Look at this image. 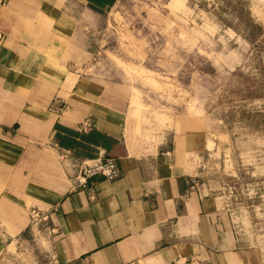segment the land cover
I'll use <instances>...</instances> for the list:
<instances>
[{
    "label": "crops",
    "instance_id": "crops-1",
    "mask_svg": "<svg viewBox=\"0 0 264 264\" xmlns=\"http://www.w3.org/2000/svg\"><path fill=\"white\" fill-rule=\"evenodd\" d=\"M86 2L0 6V258L35 212L59 264H264L198 182L209 130L144 124L132 85L84 64L101 13ZM104 157L120 175L78 187L79 163Z\"/></svg>",
    "mask_w": 264,
    "mask_h": 264
},
{
    "label": "rangeland",
    "instance_id": "rangeland-1",
    "mask_svg": "<svg viewBox=\"0 0 264 264\" xmlns=\"http://www.w3.org/2000/svg\"><path fill=\"white\" fill-rule=\"evenodd\" d=\"M86 4L101 13L86 30L84 64L128 81L144 124L209 130L198 182L220 201L238 246L264 255V0ZM48 226L37 216L6 238L0 264H59Z\"/></svg>",
    "mask_w": 264,
    "mask_h": 264
},
{
    "label": "built area",
    "instance_id": "built-area-1",
    "mask_svg": "<svg viewBox=\"0 0 264 264\" xmlns=\"http://www.w3.org/2000/svg\"><path fill=\"white\" fill-rule=\"evenodd\" d=\"M101 175L105 179H115L120 175V169L113 157L96 158L93 160H82L77 168L74 176V181L78 187L86 186L87 179L94 176ZM35 219L39 216L34 212L32 215ZM193 264H208L205 261L197 260Z\"/></svg>",
    "mask_w": 264,
    "mask_h": 264
},
{
    "label": "trees",
    "instance_id": "trees-1",
    "mask_svg": "<svg viewBox=\"0 0 264 264\" xmlns=\"http://www.w3.org/2000/svg\"><path fill=\"white\" fill-rule=\"evenodd\" d=\"M259 114H262L261 112H259ZM256 115H258V113H256Z\"/></svg>",
    "mask_w": 264,
    "mask_h": 264
}]
</instances>
